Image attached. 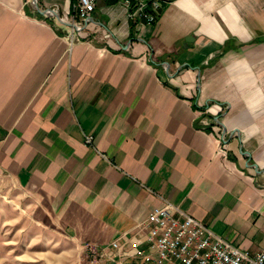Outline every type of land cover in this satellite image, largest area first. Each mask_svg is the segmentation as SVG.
<instances>
[{"label":"crops","instance_id":"obj_1","mask_svg":"<svg viewBox=\"0 0 264 264\" xmlns=\"http://www.w3.org/2000/svg\"><path fill=\"white\" fill-rule=\"evenodd\" d=\"M161 2L136 31L97 0L71 45L74 0H0V178L80 246L118 253L170 202L257 254L264 0Z\"/></svg>","mask_w":264,"mask_h":264},{"label":"built area","instance_id":"obj_2","mask_svg":"<svg viewBox=\"0 0 264 264\" xmlns=\"http://www.w3.org/2000/svg\"><path fill=\"white\" fill-rule=\"evenodd\" d=\"M117 4L136 31L154 24L162 7L161 0H117ZM96 5L97 0H74L69 22L71 45ZM93 143V136L86 135L85 144ZM112 248L141 264H264V248L257 254L242 250L170 202L153 210L130 237L117 239Z\"/></svg>","mask_w":264,"mask_h":264},{"label":"rangeland","instance_id":"obj_3","mask_svg":"<svg viewBox=\"0 0 264 264\" xmlns=\"http://www.w3.org/2000/svg\"><path fill=\"white\" fill-rule=\"evenodd\" d=\"M31 202L14 182L0 178V264H141L122 253L77 245L37 225Z\"/></svg>","mask_w":264,"mask_h":264},{"label":"water","instance_id":"obj_4","mask_svg":"<svg viewBox=\"0 0 264 264\" xmlns=\"http://www.w3.org/2000/svg\"><path fill=\"white\" fill-rule=\"evenodd\" d=\"M192 41H193V38H188V39H187V42H188V43H190V42H192Z\"/></svg>","mask_w":264,"mask_h":264}]
</instances>
